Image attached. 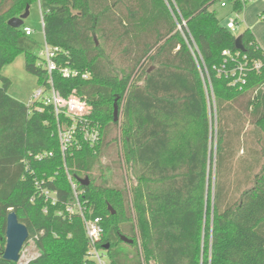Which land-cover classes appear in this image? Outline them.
<instances>
[{
    "label": "trees",
    "instance_id": "16d2710c",
    "mask_svg": "<svg viewBox=\"0 0 264 264\" xmlns=\"http://www.w3.org/2000/svg\"><path fill=\"white\" fill-rule=\"evenodd\" d=\"M221 1L0 0V264H17L3 257L12 211L39 251L29 264H97L81 217L65 211L73 201L67 170L84 191L86 216L102 219L108 264H264V48L250 29L244 51L236 48ZM34 4L47 43L80 73H54L55 88L65 98L87 96L89 123L100 130L95 146L78 132L65 157L58 122L69 118L11 97L2 73L22 53L26 70L46 81L42 44L26 24H8ZM226 51L262 67L249 64L246 83L231 86L218 73ZM36 181L57 192V206L39 197Z\"/></svg>",
    "mask_w": 264,
    "mask_h": 264
},
{
    "label": "built area",
    "instance_id": "2783aa9c",
    "mask_svg": "<svg viewBox=\"0 0 264 264\" xmlns=\"http://www.w3.org/2000/svg\"><path fill=\"white\" fill-rule=\"evenodd\" d=\"M254 1L255 0H222L219 4L221 9L228 11L226 19L227 25L225 28L234 34L236 38L243 34L242 33L238 36V31L243 25H245V11ZM40 15L44 29V16L41 9ZM23 31L27 36H33L34 34L32 28L28 26H25ZM43 35L44 42L38 51V66L46 72V81L34 92L27 105L30 108L37 104L51 106L53 107L56 118H59L61 115L69 118L70 123L68 126L60 121L58 122L61 151L65 157L66 151L72 145V141L75 139L78 132L81 133L87 144L95 146L100 139V130L97 126L89 123L88 118L92 112V107L87 101V96L80 97L73 94L70 97L65 98L55 88L53 79L54 73H59L65 79L77 77L80 73L70 65H64L62 63V58L68 57L69 54L60 47L49 45L45 39L44 31ZM224 54L227 58L225 59L224 64L219 68L218 73L225 75L226 78L230 79L231 86H240L246 83L249 64H251L252 68L255 70H259L263 64L261 61L250 62L247 56H241L240 51L235 55L230 51H226ZM83 77L85 78L87 75H83ZM207 80L208 84H206V90L208 91L207 85H209L208 87H210L211 95L213 97L212 86L208 75ZM49 156H51V154ZM37 158H40V156ZM67 174L72 190L73 201L65 205V211L70 216L79 215L81 217L89 241L88 257L94 260L97 264H108L105 251L99 248V244L104 234L102 219L100 217L90 218L86 216V201L82 198L84 191L79 189L78 184L73 180L68 170ZM35 186L39 197H43L51 206L55 207L58 205L59 199L56 191L44 187L43 182L39 181H36ZM30 202L34 203L35 198L32 197ZM48 210L49 208L46 206L43 211L44 213H48ZM59 215H64V212L60 211ZM29 242L34 243V240H29ZM26 245L27 244L25 243V246L20 253V260L17 264H29V262L36 257L35 256L32 259L26 258Z\"/></svg>",
    "mask_w": 264,
    "mask_h": 264
},
{
    "label": "rangeland",
    "instance_id": "374dc122",
    "mask_svg": "<svg viewBox=\"0 0 264 264\" xmlns=\"http://www.w3.org/2000/svg\"><path fill=\"white\" fill-rule=\"evenodd\" d=\"M247 9V22L251 31L255 34L257 39L264 44V0H255L252 4L248 6ZM218 11L221 24L225 27L227 24V11L216 8ZM26 26L32 28L34 31L33 38L40 44L44 42L43 26L41 22L40 7L39 4H34L31 8L30 16L25 21ZM246 29V25H243L238 31V36L241 35ZM2 73L4 76L8 77L12 84L9 89V95L25 104H28L34 92L40 87L39 78L30 74L25 68V57L24 54H18L17 57L10 63H7L3 69ZM207 89L209 95H211V89ZM212 96V95H211ZM216 130L217 122L216 117L212 113L211 118V135L212 143L216 144ZM214 168L210 165L207 171L206 184H205V204L209 207L210 203L213 201V190H214ZM6 246V242L4 244ZM26 258L32 259L37 256L39 251L36 244L29 242L26 245Z\"/></svg>",
    "mask_w": 264,
    "mask_h": 264
},
{
    "label": "water",
    "instance_id": "95a60500",
    "mask_svg": "<svg viewBox=\"0 0 264 264\" xmlns=\"http://www.w3.org/2000/svg\"><path fill=\"white\" fill-rule=\"evenodd\" d=\"M30 16V7L28 6L25 12L18 18L11 19L8 24L13 28H21L25 24L26 19ZM236 48L244 51L242 42V35L236 38ZM83 186L89 184L88 179L80 180ZM111 210V208H109ZM114 214V211H112ZM29 240V231L26 225L19 221L15 212H10L6 223V246L4 251V260L12 263H18L20 260V253ZM121 240L125 243H132V240L122 237ZM106 248H109L107 246Z\"/></svg>",
    "mask_w": 264,
    "mask_h": 264
},
{
    "label": "crops",
    "instance_id": "0c3cea01",
    "mask_svg": "<svg viewBox=\"0 0 264 264\" xmlns=\"http://www.w3.org/2000/svg\"><path fill=\"white\" fill-rule=\"evenodd\" d=\"M249 7H247V9H248ZM247 9H246V11H245V25H246V29H250L249 28V25H248V22H247ZM227 11V10H226ZM228 12V11H227ZM251 30V29H250ZM253 33V32H252ZM254 34V33H253ZM254 36H255V34H254ZM255 38H256V40H257V42L262 46V47H264V44H262L258 39H257V37L255 36Z\"/></svg>",
    "mask_w": 264,
    "mask_h": 264
}]
</instances>
